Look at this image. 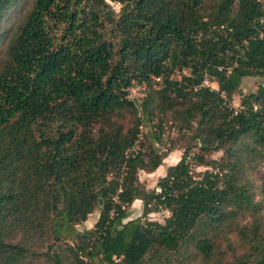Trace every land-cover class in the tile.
Listing matches in <instances>:
<instances>
[{
    "label": "trees",
    "instance_id": "16d2710c",
    "mask_svg": "<svg viewBox=\"0 0 264 264\" xmlns=\"http://www.w3.org/2000/svg\"><path fill=\"white\" fill-rule=\"evenodd\" d=\"M17 6L0 51V264H264V83L232 105L264 78V0H0V28ZM144 123L182 150L154 189L138 172L171 149L140 139Z\"/></svg>",
    "mask_w": 264,
    "mask_h": 264
},
{
    "label": "rangeland",
    "instance_id": "374dc122",
    "mask_svg": "<svg viewBox=\"0 0 264 264\" xmlns=\"http://www.w3.org/2000/svg\"><path fill=\"white\" fill-rule=\"evenodd\" d=\"M261 2H263V0H260ZM108 3L111 5V7L118 12L120 9V4L118 2L115 1H108ZM21 11V6H17L15 7L4 19V22L1 25L0 28V51L5 47L8 39L10 38V36L12 35L15 27L17 26V23L20 22L19 18L17 17V14L20 13ZM189 73V70H184L182 71V74H187ZM180 72H176L175 74H173V77L175 78H180V76L182 75ZM261 83H264V78L259 77V76H248V77H244L241 81L239 90L237 91L236 94L233 95L232 97V105L234 107H239L240 105V98L242 95L247 94L249 92H254L257 89V86ZM204 84L207 86H210L212 88L217 89V84L211 80V78L209 77H205L204 79ZM158 85H156L157 87ZM146 86L145 85H137L134 84L130 89H129V98L133 99L136 103V105H140V102L142 100V98L145 96L146 93ZM151 130L152 127L147 126L145 123L143 126H141V133H140V139H143L144 137L148 138V142L149 143H155V147H157V149L160 152H165L168 149H171V152L169 153V155L164 159L163 164L157 168L156 171L152 172V173H147L145 171H139L138 172V178L140 180V182L143 183V185L147 188V189H154L156 188L157 185V180L159 177H161L162 175H164L165 170L167 168V166L176 163L182 153L181 149H177V148H170V144L172 145V142L176 141L177 138V133L173 128H169V127H165L164 129V133L161 135V142H155L154 137L151 134ZM147 141L145 140V143ZM137 145H135L134 149L137 148ZM220 152L214 154V157H218L220 156ZM203 167H198L197 170H203ZM261 170L258 169L255 174L254 177L257 178L260 174ZM129 212H130V216L128 219L131 218H135L138 216L142 215V202L140 199H135L133 201V203L130 205L129 207ZM264 213V211H263ZM168 215L167 211H159V212H154V213H150L148 215V218L152 219V220H156L159 222H163L165 216ZM98 218V212L95 211L92 214H90L88 216V219L77 225V229L78 230H83L85 228H91L93 226V224L95 223V221ZM241 222H248V217H242L241 218ZM226 264H233V257L232 255L229 253L227 258H226Z\"/></svg>",
    "mask_w": 264,
    "mask_h": 264
},
{
    "label": "built area",
    "instance_id": "2783aa9c",
    "mask_svg": "<svg viewBox=\"0 0 264 264\" xmlns=\"http://www.w3.org/2000/svg\"><path fill=\"white\" fill-rule=\"evenodd\" d=\"M154 80H155L157 83H160V82H161V78H160V77H154Z\"/></svg>",
    "mask_w": 264,
    "mask_h": 264
}]
</instances>
